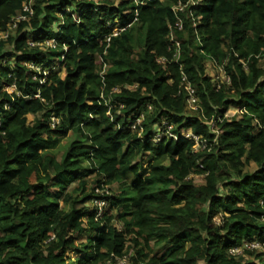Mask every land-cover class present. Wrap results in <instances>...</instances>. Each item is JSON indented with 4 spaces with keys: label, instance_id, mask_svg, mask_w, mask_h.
<instances>
[{
    "label": "trees",
    "instance_id": "obj_1",
    "mask_svg": "<svg viewBox=\"0 0 264 264\" xmlns=\"http://www.w3.org/2000/svg\"><path fill=\"white\" fill-rule=\"evenodd\" d=\"M28 1L0 0V35ZM29 10L0 38V264H264L229 253L264 244V0ZM163 122L176 138L154 142Z\"/></svg>",
    "mask_w": 264,
    "mask_h": 264
},
{
    "label": "built area",
    "instance_id": "obj_2",
    "mask_svg": "<svg viewBox=\"0 0 264 264\" xmlns=\"http://www.w3.org/2000/svg\"><path fill=\"white\" fill-rule=\"evenodd\" d=\"M28 4H25V5H28V6H24L23 7V10H22V13H20L17 17L14 18V20L11 22L10 24V29L11 28H15V25H16V22L19 21V20H25L26 18V13L29 12V14H31V10H29V5H31V0H29L27 2ZM181 11L182 10V6H180V4H178L177 6H175L173 8V11ZM177 28L178 29H181V21L178 20L177 22ZM117 34V32H113L111 36H115ZM1 37L3 38H6L7 35L4 34L2 35ZM0 37V38H1ZM171 40L173 41V38L171 37ZM106 41H109V38L106 39ZM45 46L47 47H54V43L53 41H47L44 43ZM176 46H178L177 43H175ZM159 62H163V59H159ZM219 70H221V66H218L217 67ZM223 71V70H222ZM224 78L223 80H225L226 82H228V77H226L223 73V77ZM184 80V78H183ZM183 89L184 91L186 92V104L189 106V108L191 110H196L197 109V104H196V99L195 97L193 96V88L190 86V84L187 82V83H184L183 85ZM239 114L242 113V112H238ZM140 121L141 119H137L135 120V124L134 126H138L139 127V124H140ZM172 126L169 124V123H166V122H163L162 123V135H169L173 138H176V135L172 134ZM161 135V134H160ZM160 135L156 136L155 140L157 141L160 137ZM184 136L185 138H189V139H192V141L194 142V149H197L200 147V145H202L203 141L196 135L194 134H191V133H186L185 135H182ZM95 206L98 208V211H97V216H100L101 215V210L106 206V202L104 199H101V200H96L95 201ZM118 229H120V226L119 224L117 225ZM255 249H264V244H259V243H245L243 245V247L241 248H233V249H230L229 250V253L231 255H239L241 254L244 250H249V251H252V250H255ZM128 263V258L126 256H123V257H115V256H111V258L109 260L106 261L105 264H127Z\"/></svg>",
    "mask_w": 264,
    "mask_h": 264
},
{
    "label": "rangeland",
    "instance_id": "obj_3",
    "mask_svg": "<svg viewBox=\"0 0 264 264\" xmlns=\"http://www.w3.org/2000/svg\"><path fill=\"white\" fill-rule=\"evenodd\" d=\"M261 64H262L263 67H264V61H262ZM206 74H207L208 76H210V77H214L215 80H219V81H220V80H221V77H222V75H223V71H222V68H221V70H219L218 68H216V67L213 65V63L207 62V64H206ZM223 79H224V78H223ZM11 90H12V89H7L8 92H11ZM186 109H190L188 105H186ZM191 111H192V110H191ZM28 119L31 120L32 117H31V116H28ZM74 138H75L74 135H69V136L67 137V139L64 140L63 148L66 146V144H67L68 142H70V141H71L72 139H74ZM148 162H149V161L144 162V165H146ZM254 169H255V165H254V164H249V166L247 167V170H249V171H252V170H254ZM194 179H195L196 183H201V182H202L200 177H194ZM89 181H91V178L89 179ZM90 185H91V182H90ZM74 186H75V185H72L71 188L74 187ZM113 188H114V186H113ZM90 189H91V188H90ZM60 205L62 206V202L60 203ZM117 225H118V224H117ZM119 226H120V225H119ZM85 232H86V231H84V232H82L81 234L77 235L76 238H80V237L85 236ZM153 248H154V249H157V247H155V246H154ZM261 251H264V249L261 250ZM257 253H258V251H257ZM261 253H263V252H261ZM71 258H74V256H71ZM253 259H254V256L250 257V256L247 255V257H246L244 260L252 261ZM198 264H203V263L200 262V263H198Z\"/></svg>",
    "mask_w": 264,
    "mask_h": 264
},
{
    "label": "clouds",
    "instance_id": "obj_4",
    "mask_svg": "<svg viewBox=\"0 0 264 264\" xmlns=\"http://www.w3.org/2000/svg\"><path fill=\"white\" fill-rule=\"evenodd\" d=\"M93 1V0H92ZM96 1H101V0H96ZM148 0H133V3L136 5V6H140V5H143V4H145L146 2H147ZM189 3H192V4H194V2L193 1H189ZM177 6V5H176ZM181 6V5H180ZM175 7V6H174ZM173 7V8H174ZM182 10H183V6H182ZM17 17V16H16ZM13 21V20H12ZM11 24V23H10ZM129 27V25H127V26H125L124 28H121L120 26H119V24H118V21L117 20H114V22L113 23H111V24H109L108 25V28H110V30H111V32H110V34L105 38V42H106V44H109V42H110V40L112 39V38H115L116 36H118L125 28H128ZM182 28V27H181ZM9 30H14V28H11L10 29V25L8 26V28H7V31H6V33L4 32V33H2L1 35H0V37L2 36V35H4V34H8L9 33ZM117 32V34L115 35V36H111L112 35V33L113 32ZM107 38H109V41H106V39ZM1 39H4L3 37H1ZM100 61L102 62V63H104V61L103 60H101L100 59ZM105 64V63H104ZM214 66L217 68L218 66H220V65H217V64H214ZM187 105V104H186ZM189 110H191V109H189ZM137 119H141V121H140V124H141V122H142V120H143V116L141 115V116H139V117H137L135 120H137ZM134 124H135V121H134ZM134 124L132 125V128H138V130H139V133H140V131H141V126H140V124H139V127L138 126H134ZM161 130H162V125L160 126V130H159V132L157 133V134H155L154 135V142H158L161 138H162V136H164V135H162V133H161ZM161 134V135H160ZM158 135H160V137H159V139L156 141L155 140V138H156V136H158ZM97 193H100L99 191H96ZM97 200H101V199H97ZM96 201V200H95ZM95 201H94V204H93V206L96 208V210L98 211V208L95 206ZM107 205V204H106ZM106 207V206H105ZM104 207V208H105ZM103 208V209H104ZM103 209L101 210V211H103ZM102 213V212H101ZM101 216V215H100ZM99 216V217H100Z\"/></svg>",
    "mask_w": 264,
    "mask_h": 264
},
{
    "label": "crops",
    "instance_id": "obj_5",
    "mask_svg": "<svg viewBox=\"0 0 264 264\" xmlns=\"http://www.w3.org/2000/svg\"><path fill=\"white\" fill-rule=\"evenodd\" d=\"M12 30H9V33L11 32Z\"/></svg>",
    "mask_w": 264,
    "mask_h": 264
}]
</instances>
